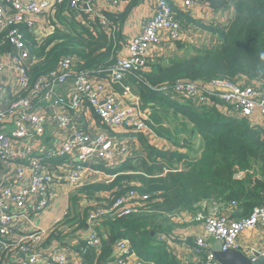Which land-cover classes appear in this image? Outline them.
Instances as JSON below:
<instances>
[{"label": "built area", "instance_id": "1", "mask_svg": "<svg viewBox=\"0 0 264 264\" xmlns=\"http://www.w3.org/2000/svg\"><path fill=\"white\" fill-rule=\"evenodd\" d=\"M105 2L111 7L120 6V0H0V34L8 41L16 53H9L10 62L0 57V93L8 92L12 83L18 93L6 105L0 101V159L14 163L7 182L0 186V243L6 249L16 248L24 255L18 264H69L73 255L69 245L44 248L47 235L45 230L25 231L17 225L16 217H28L34 211L45 209L52 199V186L60 181L73 182L80 179L89 164H103L115 167L131 156V151L121 146L120 137L112 129L123 127L127 132L155 135L151 127L150 111L143 109L144 102L138 98H128L132 93L123 82L128 75L140 79L139 72L146 64L158 56L157 48L164 43L192 41V35L185 22L177 17L170 0H153V13L142 25V30L131 37L125 45L127 55L98 69H78L76 57H64L50 73L31 82L29 67L32 56L28 50L25 34L20 25L34 32L37 19L49 16L58 8L64 7L69 17L82 19L84 11L91 17H98L109 30V18L99 8ZM190 11L202 0H182ZM108 11V10H105ZM73 14V15H72ZM48 16V17H49ZM51 32L60 26L53 21ZM113 31V30H112ZM50 32V33H51ZM44 37H37L40 42ZM164 46V45H163ZM159 49V48H158ZM71 82L66 95L58 90ZM115 86L123 87V97L114 91ZM158 92L171 95L175 100L191 99L195 105H217L213 97L221 100L219 108L228 116L245 118L251 124L258 123L264 130V80L249 81L248 78L231 80L216 78L210 82L189 79L177 80L161 87H153ZM50 105L47 114L40 109L39 99ZM90 105L100 118L107 131H91L79 126L78 114ZM13 117V130L9 133L1 125ZM56 122L65 138L59 145H46L43 142L46 129ZM19 142V150L12 149ZM62 159L64 163L54 165L51 159ZM39 197V198H38ZM32 198H38L31 208ZM148 194L130 190L117 198L109 208L94 209L89 223L103 214H130L140 202L147 201ZM192 218L199 222L205 231L196 238L193 253L202 257L203 264H221L215 257L208 237L222 243V250L241 248L239 236L246 230L264 229V204L255 207L246 217L232 219L226 214L198 211ZM62 223L58 220L51 231ZM158 239L163 241L162 233ZM87 244L98 245L99 238L94 231ZM264 258V240L260 249H252ZM136 255L131 253L128 239H120L114 244V259L109 264H136Z\"/></svg>", "mask_w": 264, "mask_h": 264}, {"label": "trees", "instance_id": "2", "mask_svg": "<svg viewBox=\"0 0 264 264\" xmlns=\"http://www.w3.org/2000/svg\"><path fill=\"white\" fill-rule=\"evenodd\" d=\"M120 1L125 4L122 12L104 11L111 23L109 30L101 19L84 11L81 20L75 16L66 20L59 13L61 25L40 42L32 31L20 25L32 56L31 82L54 70L64 57H76L77 68L88 70L118 59L125 46L124 22L143 0ZM202 1L214 11L233 8L225 24L196 21L217 37L219 43L208 48L191 46L192 51H188L187 42L177 41L176 47L185 50V55L156 56L138 73L140 79L130 77L134 91L144 102L145 111L158 107L153 109L156 117L172 124L175 118L170 119L171 111L180 116L182 120L173 124L177 130L176 139L177 133L185 129L202 137L201 154L190 157L184 152L162 150L152 145L144 133H138L144 154L131 155L115 167L98 164L99 170L114 175L115 179L81 190L97 201L96 204H106L101 208L111 207L130 190L148 194L149 198L138 203L128 215L106 213L90 223L99 244L89 245L80 240L72 246V250L80 254L79 264H109L114 259V244L120 239L130 241L131 253L141 264H181L167 245L158 240L159 233L171 229L178 213L195 211L201 203L212 202L215 206L234 209L237 213L234 217L239 219L264 204V130L245 118L226 115L219 108L221 100L215 97L217 105H195L191 99L184 98L180 102L153 89L184 79L205 82L216 78L264 80V0ZM181 17L185 18L182 14ZM183 21L187 26L191 18ZM8 45L0 34V52L7 50ZM160 110L165 117L159 115ZM55 160L50 162L56 164ZM61 163L64 162L61 160ZM240 172L245 173L241 178L237 176ZM101 191H108L109 196L98 197L96 194ZM71 202L70 211L59 227L67 226L73 232L86 229L94 208L90 205L81 209L75 195ZM212 212L220 214L216 210ZM205 213L210 211L205 210ZM51 234L58 238L64 235L57 230Z\"/></svg>", "mask_w": 264, "mask_h": 264}, {"label": "crops", "instance_id": "3", "mask_svg": "<svg viewBox=\"0 0 264 264\" xmlns=\"http://www.w3.org/2000/svg\"><path fill=\"white\" fill-rule=\"evenodd\" d=\"M170 1L173 4L177 17L179 19L184 20L186 17L191 18V21L186 26V28L190 31L189 33L192 35L193 38L192 41H184L187 42L186 43L187 49H189L190 44H193L195 47H207L208 43L211 41L212 38L218 39L217 37H214L208 30L202 28V26H200L196 21H203V22L216 21L225 24L233 14V8L214 11L205 2L198 4L194 6L190 11H187L183 6L182 0H170ZM99 8H101L102 11L108 10L109 12L118 13V12H122L125 9V4L121 3L120 6L111 7L107 5L105 2H100ZM63 9L64 7H60L58 8V11H55L50 16L48 13L47 16L42 19L38 17L37 19L38 28L40 26L41 28L40 30H42L43 33L36 28L35 31L33 32L34 36L35 37L42 36L45 38L48 34H50L52 26L53 24H55L53 21L62 20L59 17V15L62 16V18L69 20V16L67 15V12L63 11ZM153 10H154L153 0H143L137 7H135L129 13L122 27V32L125 37V45H127V41L131 37L141 32L143 21L153 13ZM186 12H188L189 14L187 15ZM181 14L185 18L182 17L180 18ZM56 16L58 19L56 18ZM165 46L168 47L167 48L168 52L169 51L174 52L176 50L172 54L185 52V50H179L176 47L177 46L176 43H169L167 41L166 42L164 41V43L160 45V47H158L159 49L157 48L158 56H162L161 54L163 53L162 51ZM8 47L9 48L7 50L0 52V57L4 62H10L9 53H16L15 49H13L10 46V44L8 45ZM125 55H127V49L124 46L123 49L121 50V54L119 57H124ZM131 76L137 79V77L133 74L128 75L126 80L123 82V85L125 87H129L133 95L135 96L131 94L130 96L127 97V99L138 98L137 93L133 89L132 79L130 78ZM248 80L256 81V79L255 80L248 79ZM70 86H71V82H69L64 87L60 88L58 92L60 94L66 95L69 91ZM114 90H115L114 92L120 98L124 99V97L122 96L124 92L122 86H115ZM16 93H18V88L15 86V84L12 83V87L8 89V92L0 93V101L4 103V105H6L7 103L9 104V102L15 97ZM139 99L141 98L139 97ZM39 104L41 111L42 112L44 111L48 114L51 109L50 105L45 103V101H43L42 98L39 99ZM152 116L153 118H150L151 119L150 124L155 135H152L150 137H147L145 135L147 140L152 145L162 150L184 152L189 154L190 157L200 156L201 154L200 152L203 149V140L199 134H191L189 133V130L185 129L177 133L178 139H176L175 134L177 130L175 125L173 124L169 125L166 121L160 120L159 117L157 118L156 112H154L153 110H152ZM77 121L79 122V126L85 129H90L93 132L95 131L109 132L106 128H103L101 126L99 116L95 113L94 109L91 107H86L83 113L78 114ZM13 125H14V119L13 117H9L1 125V128L3 130H6L7 133H9L11 130H13ZM252 125L259 126L258 123ZM167 130L170 131L171 137L169 136V132ZM112 131L115 133V135L120 137L119 140L120 145L128 148L131 151L132 155L144 154V148L142 144L138 142L137 134L129 133L123 127L114 128L112 129ZM159 131H161L162 134ZM62 132L64 131H59L56 122L53 121V123L46 129V133L43 138L44 144L46 145H50L52 143H54L55 145L61 144L65 138V134ZM182 138L187 139V141H181ZM197 138L201 140V143L197 142ZM21 148L22 147L20 146L19 142H14V144L12 145V149L19 150ZM61 160L62 159H56L55 161L57 163L56 164L52 163V164L54 165L60 164ZM13 167H14V163H10L9 160L4 161L0 159V186L5 184L9 176L12 175L11 171L14 169ZM97 167H98L97 164L91 163L89 164L87 171L84 172V174L81 176L80 179H77L73 182L60 181L54 183L52 186V193H51L52 201L49 203V205L45 209L39 212L33 210L28 215V217H22V218L16 217L17 225L20 226L25 231L45 230L47 233H49L44 243L42 244V247L44 248H54L59 246L62 247L67 245H69L71 248L72 246L77 245L80 240L87 242L88 238L94 234V228L90 225V223L87 224L86 229L83 230L79 229L74 233V237L70 235L68 236V238L66 235H63L61 238L53 236L51 234L52 232L51 229L56 221L63 220V218L66 216L68 212L67 209L69 208L70 211V207L72 206L71 198L73 195H71L70 190L67 193L61 194L62 188L78 186L80 184H88L87 183L88 178L95 179L97 176H101L99 180L97 179V181H101L100 183H109L115 179L114 175L109 174L106 171L99 170ZM244 174H245L244 172H240L237 174V176L241 178L244 176ZM84 187H86V185H84ZM102 193H105L106 195L103 196ZM102 193L97 196L98 197L109 196L108 191ZM82 194H83V198L78 201V206L81 207V209L90 207V205L92 204V197L84 192H82ZM37 199L36 198L31 199L30 202L31 204H29L30 208L33 205H35L36 203L35 201H37ZM199 210L204 212L205 210H209L210 212L216 210L218 211V213L226 214L232 219L238 218V217L237 218L234 217L237 215L234 209L215 206L213 205L212 202L201 203V205L195 211H183L181 213H178L175 223L173 222L171 229H168L166 231H163V233L162 232L161 233L164 236L163 242L167 245V248H169V250L172 251L173 255L181 264H200L202 262V257L199 258L193 253V248L196 238L200 235L205 234L203 226L192 218L193 214H195ZM243 215H245V213ZM208 239L210 241L212 249L215 250V248L220 246V242L218 240H215L212 237H208ZM263 240H264V229L255 228V229L246 230L238 238V243L240 246H242L239 249L253 259L255 258V255L252 249L253 248L260 249ZM79 255L77 256L73 255V259H74L73 261H75L73 262V264L80 263ZM23 258L24 255L19 253L16 248L15 249L10 248L8 250L2 246V243H0V264H18L19 261ZM134 261L136 264H141L137 256L136 259H134Z\"/></svg>", "mask_w": 264, "mask_h": 264}, {"label": "rangeland", "instance_id": "4", "mask_svg": "<svg viewBox=\"0 0 264 264\" xmlns=\"http://www.w3.org/2000/svg\"><path fill=\"white\" fill-rule=\"evenodd\" d=\"M53 25H55V24H53ZM37 29L39 30V31H41L42 33H43V31L42 30H40L41 28H40V26H39V28H38V24H37ZM196 39H197V36H196ZM219 43V40L218 39H215V38H212L211 39V41L208 43V45H207V48L208 47H210V46H216L217 44ZM191 46H194L193 44H190L189 45V51H192V48H191ZM167 46H165L164 47V49H163V53L161 54L163 57H169V56H172V55H185V53L186 52H179V53H176V54H172V53H174V52H168V50H167ZM161 57V56H160ZM234 80H236V79H234ZM210 82V81H209ZM132 93V92H131ZM132 95H133V93H132ZM133 96H135V95H133ZM139 97V96H138ZM154 108H157V107H153L152 109H151V111H150V115L151 116H149L150 118H153V116H152V110L154 109ZM175 114V112L173 113V111H171V113H170V115H169V117H170V119H173V118H175V120H174V122H173V124H175V123H177V121L178 120H182L181 118H180V116L178 115V116H175L174 115ZM159 115L160 116H164L165 117V115H164V113L160 110V112H159ZM167 123L169 124V125H172V123H170L168 120H167ZM159 138V137H158ZM197 142L198 143H201V140L199 139V138H197ZM102 166V165H101ZM101 176H97L95 179H90V178H88L87 179V183L88 184H80V185H78V186H73V187H66V188H62V190H61V194H64V193H67V192H69V190H70V192H71V195H75L76 196V200H80V199H82L83 198V194H82V188L84 187V185H86V186H89V185H91V184H93V185H96L97 183H100L101 181H97V179L99 180V178H100ZM81 191V192H80ZM102 192H105V191H102ZM102 192H100V193H97L96 195H99V194H101ZM147 193V192H146ZM102 195L103 196H105L106 194L105 193H102ZM51 197H52V195H51ZM107 197V196H106ZM52 201V199L50 200V202ZM49 202V203H50ZM95 202H97V201H94V199L92 198V207L95 209H98V208H100V209H105V208H101V207H105L106 206V204L105 203H103V204H101V205H98V204H96ZM68 211H69V208L67 209ZM58 232H60V233H62V234H64V235H66L67 236V238H68V236H70V235H72V237H74V233L75 232H73L72 231V229H70V228H68L67 226H62V227H57V229H56ZM72 237H70V238H72Z\"/></svg>", "mask_w": 264, "mask_h": 264}, {"label": "water", "instance_id": "5", "mask_svg": "<svg viewBox=\"0 0 264 264\" xmlns=\"http://www.w3.org/2000/svg\"><path fill=\"white\" fill-rule=\"evenodd\" d=\"M214 253L216 259L221 264H264V258L260 257L258 254H257L258 258L252 259L242 250L237 248L222 250L221 242H220V246L215 248Z\"/></svg>", "mask_w": 264, "mask_h": 264}]
</instances>
